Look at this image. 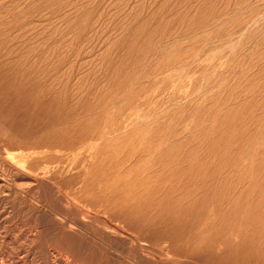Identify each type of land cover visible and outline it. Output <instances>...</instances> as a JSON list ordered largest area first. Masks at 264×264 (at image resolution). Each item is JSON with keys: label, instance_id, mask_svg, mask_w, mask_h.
Here are the masks:
<instances>
[{"label": "rangeland", "instance_id": "obj_1", "mask_svg": "<svg viewBox=\"0 0 264 264\" xmlns=\"http://www.w3.org/2000/svg\"><path fill=\"white\" fill-rule=\"evenodd\" d=\"M0 264H264V0H0Z\"/></svg>", "mask_w": 264, "mask_h": 264}, {"label": "bare ground", "instance_id": "obj_2", "mask_svg": "<svg viewBox=\"0 0 264 264\" xmlns=\"http://www.w3.org/2000/svg\"><path fill=\"white\" fill-rule=\"evenodd\" d=\"M107 225V224H106Z\"/></svg>", "mask_w": 264, "mask_h": 264}]
</instances>
